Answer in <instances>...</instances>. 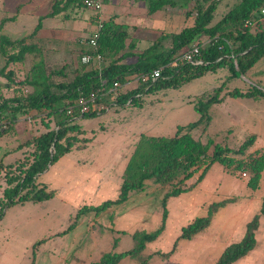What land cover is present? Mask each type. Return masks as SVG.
Wrapping results in <instances>:
<instances>
[{
  "label": "rangeland",
  "instance_id": "1",
  "mask_svg": "<svg viewBox=\"0 0 264 264\" xmlns=\"http://www.w3.org/2000/svg\"><path fill=\"white\" fill-rule=\"evenodd\" d=\"M2 1L4 7L0 9V17L5 12H14L18 4H21L25 15V11L29 9L36 12L35 17L29 18L24 24V29L33 28L38 21V15L46 9L39 6V0H0ZM148 1L145 0V4ZM174 1L175 5L165 6L150 15L154 18V26L149 33L139 30L140 41L146 39V34L149 38L144 41H149L159 36L162 31L176 32L192 24L197 2L203 3V0ZM238 1L218 0L212 23L219 20ZM25 2H29L28 5H25ZM108 9L109 6L103 3L100 14ZM71 16L72 13L68 14L69 18L65 13L63 18L68 19L57 21L68 30H80L85 35L90 28L88 22L81 18L72 19ZM255 27L256 24L253 28ZM1 33L8 34L7 30H1ZM199 40L208 41V38L203 35ZM73 43H68L57 57H81L85 47ZM143 43L140 44L141 47ZM74 61L78 62V59ZM5 62L6 58L0 51V67ZM18 65L19 63H16L12 69L14 82L17 84L24 79L28 67V64L25 67ZM229 73L227 68H221L178 88L142 94L139 96L140 105L127 102L118 106L108 99L98 105L99 109L103 106V113L77 122L80 130L73 134L79 139H86L76 143L77 148L81 149L68 153L65 160L68 164L64 167L51 168L38 178V182L48 183V189L55 191L54 196L40 202L6 206L2 210L0 264H31L32 260L33 264H88L98 260L106 251L121 252L131 249L134 246L132 234L135 231L149 232L158 228L163 211L162 198L168 187L153 181L149 182L144 191L131 192L126 201L103 212L87 210L79 213L78 210L84 205L96 206L117 196L126 160L141 134L172 135L177 125L198 120L199 113L194 109L193 103L207 98L223 83L225 85L221 88V95L226 89L236 87L244 90L254 86L264 91V57L243 76L231 79L228 78ZM57 78L56 75L52 76L53 81ZM70 78L71 75L66 77L67 80ZM138 85V78L132 74L127 77V83L120 85L118 90L126 92ZM18 86L0 76L1 99L12 98ZM18 88L25 89L23 86ZM7 106L1 113V120H11L16 128L22 122L20 116H26L25 119L30 120L35 117L22 109L14 110L16 104L10 101ZM43 112L42 114L47 115L46 110ZM208 112L211 121L204 132L201 127L192 130L195 138L205 141L212 137L215 142L236 148L250 134H255L257 142L253 148L264 146V97L257 100L227 97L223 102L211 105ZM43 118L44 120L38 121L37 132L55 128L58 118ZM8 135L14 137L12 131ZM211 151L212 146L209 153ZM4 153L5 149L0 145V160L4 162L20 154L16 152L5 156ZM77 159L80 160L79 165H75V169L71 170L68 166ZM65 167L67 168L63 169ZM202 169L203 165L195 168L192 176L184 182L185 185L195 183ZM4 172L1 169L0 200L3 199L2 192L7 187ZM247 179V176L242 177L239 172L224 170L220 163L214 162L195 187L167 199V217L161 234L146 244L140 254L134 257L126 256L118 264H214L227 244L242 237L245 223L258 212L261 205L264 196V173L255 190L246 186ZM233 195L241 197L219 208L209 227L192 239L180 240L173 255L168 258L161 256L171 249L183 225L196 216L206 214L207 205H196L198 199L205 198L208 204ZM251 200L254 204H245ZM72 222H75V226L62 233ZM256 239L252 251L235 264H261L264 260V215L260 217ZM36 241L40 242L34 246ZM144 258L148 259L146 263H142Z\"/></svg>",
  "mask_w": 264,
  "mask_h": 264
},
{
  "label": "trees",
  "instance_id": "2",
  "mask_svg": "<svg viewBox=\"0 0 264 264\" xmlns=\"http://www.w3.org/2000/svg\"><path fill=\"white\" fill-rule=\"evenodd\" d=\"M175 3L174 0H149L148 11L153 13ZM217 4L218 0H203V3L198 1L196 15L191 25H186L176 32L162 31L156 39L138 52L133 51L137 48V39L132 36L134 28L117 23L114 18L102 20L98 30L97 47L90 52L100 53L110 57L111 60L102 68H88L87 64L79 62L73 71L72 79L59 83H55L52 76L63 74L62 69L46 73L44 63L39 58L41 51L34 43L27 41L40 29L43 16L39 18L35 29L26 37L11 39L1 34L0 51L6 62L0 67V76L6 77L9 82L19 85L18 87L29 86L30 90L24 93V88L16 87L17 90L12 98L1 99L0 96V121L1 113L8 108L9 101L16 104L14 110L22 109L25 112L49 110V113L58 112L65 116L58 122L57 128L48 129L26 140L23 146L29 147L30 152L22 159L5 166L0 163V169L5 171L4 176L7 177L5 178L7 187L2 192L3 199L0 200V216L6 206L40 202L54 196L55 191L48 189L45 183L38 182L37 177L73 147L77 148V142L86 141L73 134L80 130L75 118L93 117L103 113L104 108L99 109L98 105L108 99L113 100L118 106L127 102L140 105L139 96L142 94L178 88L184 83L221 68L228 69L230 72L228 78H238L264 57V17L256 21L255 28L254 25L244 27V21L264 5V0H239L219 20L212 23ZM82 6L83 0H54L50 12L45 16L57 14L63 16L67 9ZM203 35L208 41L200 45V53L197 57L201 60L200 63L182 61L176 65L169 64L179 52ZM28 55L39 59L33 63L32 73L17 84L13 79V71L7 70V66L10 63L23 61ZM130 56L136 57L134 62H123ZM161 66L163 67L161 74L156 79L149 78L146 81L140 79L141 75ZM132 74L139 78V85L135 89L120 92L118 87ZM114 82L118 83L115 94L112 92ZM223 85L217 87L207 98L193 103L194 109L199 113L198 120L177 125L172 135L141 134L126 160L117 196L104 200L96 206L84 205L78 210L79 213L87 210L103 212L126 201L131 192L144 191L150 181L168 187L162 198L163 211L158 228L149 232L135 231L132 234L134 246L131 249L121 252L106 251L98 260L88 264H118L126 256L134 257L140 254L146 244L154 241L165 227L167 199L192 189L214 162L220 163L223 169L229 172H245L248 177L246 186L252 190L257 189L264 170V147L250 151L256 140L255 134H250L238 147L231 148L215 142L211 137L201 141L191 133L199 127L203 132L205 131L211 121L208 112L210 106L222 102L226 96L253 99L264 97V91L254 86L244 90L236 87L221 95ZM90 93L96 95V109L80 114L76 99L79 95ZM64 100L66 103L58 110L55 104ZM68 107L73 109L72 116L66 115ZM211 146L212 151L209 153ZM200 165H203V169L195 183L185 185L184 182ZM235 201H237L236 197L229 196L208 203L206 214L196 216L183 225L171 249L161 256L168 258L173 255L180 240L191 239L209 227L218 209ZM262 215H264V196L258 212L245 223L242 237L227 244L214 264H235L252 251L256 245V232ZM74 226L75 222H72L62 233L68 232ZM39 242L36 241L33 245ZM147 261V258L142 259V263ZM261 264H264V260Z\"/></svg>",
  "mask_w": 264,
  "mask_h": 264
},
{
  "label": "crops",
  "instance_id": "3",
  "mask_svg": "<svg viewBox=\"0 0 264 264\" xmlns=\"http://www.w3.org/2000/svg\"><path fill=\"white\" fill-rule=\"evenodd\" d=\"M28 3L29 2H25V5H28ZM52 3L53 2H51V0H39V2H38L39 6L46 8L44 10V12L39 14L37 17V19L39 21V18L43 16L41 18V27L37 31L35 36L31 37L32 39L28 38L27 41L34 43L39 48V50L41 51V55H40L41 57H39V58L44 63V68H45L46 73L52 72L54 70L62 69L63 74H59V75L56 74V76L58 78L56 80H54L55 83H59V82H63V81H69L70 79H72L73 71L78 66L79 62H81V60H80V57H57L58 53L60 51H63V48H66V45H68V43H73V42H75V44H77L79 47L80 46L85 47L86 50L84 49L85 51L81 52L82 55L86 52H90L91 50L88 47V45L84 42V40H86V38L88 36H90L92 32H94L96 21H95V13L93 11H90L89 9L82 8V7L69 8L65 12L66 17H68V14L72 13V16L70 18H72V19H75V18L84 19L88 22V25L90 28H88V32L85 35H83L80 30H78V31L77 30H75V31L68 30L66 27H63L62 24L57 20L68 19L69 17L63 18V16L58 15V14L54 15V16H45V15H47V13L50 12ZM104 5H108L109 9L104 11L103 12L104 14L102 13L103 15L101 14L102 20H108L110 18H114L115 22L127 24L128 26L134 28L132 36L137 39V48L134 49L133 51H135V52L141 51L142 48L147 46L149 41H153L154 39H156V38H153L149 41H144L146 39L148 40V38H149L147 34L145 36L146 39H142L143 41H140V39H139L140 38L139 30H143V31H146L147 33H149V31L152 30V28L154 26V18H153V16L151 18L150 15L155 13L156 11L153 13H149L148 3L145 4V0H104ZM167 6H170V5H167ZM2 7H4L3 1L0 2V9ZM25 12H26V15L23 14L21 4H18L15 6L14 12H12V13L11 12H5L3 14V16L0 17V35L1 34L6 35V36L10 37L11 39H20L22 37L28 36L35 29V26L37 25L38 21L33 28L30 27V28L24 29L23 28L24 24L29 20V18L32 19L31 17H35V13H36L32 9H29ZM24 16H25V18L23 19ZM1 30H7L8 34L1 33ZM143 42H145V44ZM142 43L144 45L141 47L140 44H142ZM39 58L31 57L30 55H28L27 57L24 58L23 61L16 62V63H19V65H18L19 67L20 66L25 67V65L28 64V67H26V73L23 77L24 79H25V77H27L28 75H30L32 73L33 63H35ZM76 58L78 59V62L74 61ZM135 59H136L135 56H130V57L125 58L123 60V62L131 63V62H134ZM110 60H111L110 57H106L103 55V59L101 62L93 61L90 64H87V67L88 68H90V67L102 68L103 66L107 65ZM16 63L8 64L7 70L8 69L12 70L13 66ZM70 75H71V78L69 80H67L66 77H68ZM126 83H127V81H126ZM29 90H30L29 86H26L24 89V91H26V92H28ZM227 90H230V89H226L224 92H226ZM227 97L228 96H226L224 98V100ZM231 98H234V97H231ZM235 99H240V98H235ZM255 100H257V99H255ZM64 103H66L65 100L58 102L55 104V107L58 110H60L61 107L64 105ZM42 113H44V112L38 113L35 110H30L28 114L35 115L34 119H31V120L25 119L26 116H20L22 122L18 125L17 128L15 127L14 123L10 122V120H7L6 118H4L3 120L0 121V124L4 123V125H5V127H0V145L5 149L4 155L7 156V155H12V153L20 152V154L14 156V157L12 156L11 158H9L7 162L0 160V163L3 166H5L9 163H13L17 160H20L28 154V152L30 151V148L27 146H23V143L26 140H28L29 138H31L32 136L39 135L40 133H42V131L37 132L36 128H37V125L39 124L38 121L44 120V118H43L44 116L48 117V119L49 118L55 119V117L58 118L57 124L65 116V115H60L58 112H50L49 113V110H46L47 115H44ZM82 119H83L82 117L75 118V122H79ZM57 124H56L55 128H57V126H58ZM5 129H7V130H5ZM32 130H34V131L31 132ZM10 131L13 132L14 137H9L8 133ZM19 137H21V138H19ZM13 142H14V144H12ZM256 142H257V138L255 140L254 145L256 144ZM253 146L250 148V151L264 147V146H261V147L253 148ZM78 149H81V148H75V147L72 148V150H78ZM14 151H16V152H14ZM71 151H69L68 153H70ZM68 153L63 155L58 161H56L53 165H51L46 171L39 174L37 177V180L42 174L47 173L51 168H56L57 166L64 167L66 164H68V162L67 163L65 162V160H67V158H68L67 157ZM79 162H80V160L77 159L76 162L73 161L70 164L71 166H68V167L69 168L71 167L70 169L73 170V169H75V165H79ZM66 168L67 167H65L63 169H66ZM0 171H1V169H0ZM263 173H264V170L262 171V174ZM44 183L46 185H48V183H46V182H44ZM155 184H157V183H155ZM199 186L200 185L198 184V187ZM209 190L211 191V188ZM233 196L236 197L237 200H239L238 198L241 197V196L237 197L236 195H233ZM245 204H248V206H251L252 204H254V201L251 200L249 202H245ZM196 205H198L200 207H202V206L204 207L205 205H207L206 199L205 198L198 199ZM238 212H239V210H237V213Z\"/></svg>",
  "mask_w": 264,
  "mask_h": 264
},
{
  "label": "built area",
  "instance_id": "4",
  "mask_svg": "<svg viewBox=\"0 0 264 264\" xmlns=\"http://www.w3.org/2000/svg\"><path fill=\"white\" fill-rule=\"evenodd\" d=\"M103 3H104V0H83V7L95 13L96 29L94 30V32L91 33L90 36L86 38V40H84V42L88 45L90 50H95L97 47L98 30L101 27V21H102L100 12H101ZM263 17H264V5L260 7L258 11L253 13V15L250 18L244 21V27H252L258 19L263 18ZM205 42L207 41H201L198 38L192 44L185 47L181 52H179L172 59V61L169 62V64L176 65L182 61H189V62L195 61L196 63H200L201 60H199L197 57L200 53V45ZM102 59H103V55L97 52H86L80 57L81 62L84 64H90L93 61L101 62ZM162 68H163L162 66L155 68L150 73L141 75L140 79L142 81H146L149 78L154 80L160 76ZM117 86H118V83L114 82L113 89H112V92L114 94L116 93L115 88ZM95 97H96L95 93H90L89 95H79L78 96V98L76 99V104L78 106L80 114L86 113L90 111L91 109H96ZM100 108H103V106H101ZM66 115L68 116L73 115V109L71 107L67 108ZM0 127H5L4 123H1ZM241 176L246 177L247 175L245 172H242Z\"/></svg>",
  "mask_w": 264,
  "mask_h": 264
}]
</instances>
